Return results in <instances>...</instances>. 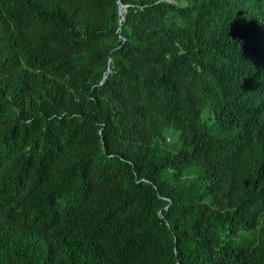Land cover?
<instances>
[{"label": "trees", "instance_id": "1", "mask_svg": "<svg viewBox=\"0 0 264 264\" xmlns=\"http://www.w3.org/2000/svg\"><path fill=\"white\" fill-rule=\"evenodd\" d=\"M0 264H264V0H0Z\"/></svg>", "mask_w": 264, "mask_h": 264}, {"label": "water", "instance_id": "2", "mask_svg": "<svg viewBox=\"0 0 264 264\" xmlns=\"http://www.w3.org/2000/svg\"><path fill=\"white\" fill-rule=\"evenodd\" d=\"M121 6H123L122 3H120V6H119V11H120V12H122V8H121Z\"/></svg>", "mask_w": 264, "mask_h": 264}, {"label": "rangeland", "instance_id": "3", "mask_svg": "<svg viewBox=\"0 0 264 264\" xmlns=\"http://www.w3.org/2000/svg\"><path fill=\"white\" fill-rule=\"evenodd\" d=\"M121 8H122V11H123V9H124V6H121Z\"/></svg>", "mask_w": 264, "mask_h": 264}]
</instances>
